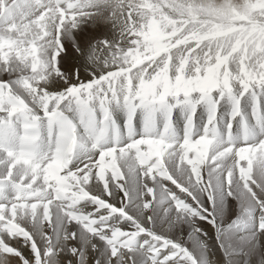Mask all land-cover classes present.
I'll return each mask as SVG.
<instances>
[{"label": "snow or ice", "instance_id": "6c2138e0", "mask_svg": "<svg viewBox=\"0 0 264 264\" xmlns=\"http://www.w3.org/2000/svg\"><path fill=\"white\" fill-rule=\"evenodd\" d=\"M0 264H264V0H0Z\"/></svg>", "mask_w": 264, "mask_h": 264}, {"label": "bare ground", "instance_id": "6f19581e", "mask_svg": "<svg viewBox=\"0 0 264 264\" xmlns=\"http://www.w3.org/2000/svg\"><path fill=\"white\" fill-rule=\"evenodd\" d=\"M166 183H168V182H166ZM173 187H174V186H173ZM113 202H114V201H113ZM231 207H232L233 210L235 209L236 205H235V202H234V201L232 202ZM232 214H234V213H230V215H232ZM183 231H184V233H185V237H186V234H187L188 229L185 227V228L183 229ZM210 234H211V233H210ZM177 238H178V237H177ZM188 246L191 247V244L189 243ZM216 255H217V257L219 258V251H218V250H217Z\"/></svg>", "mask_w": 264, "mask_h": 264}]
</instances>
